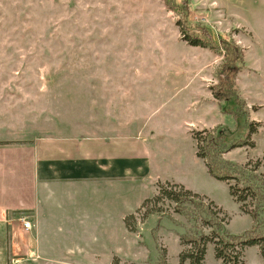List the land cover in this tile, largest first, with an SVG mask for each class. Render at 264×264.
<instances>
[{"label":"rangeland","instance_id":"rangeland-1","mask_svg":"<svg viewBox=\"0 0 264 264\" xmlns=\"http://www.w3.org/2000/svg\"><path fill=\"white\" fill-rule=\"evenodd\" d=\"M174 1L0 0V142L136 137L152 173L115 185L42 184L29 216L36 252L11 258L6 227L0 264H159L162 255L167 264H181L186 219L170 203L160 206L163 214L143 218L158 182L183 185L214 203L231 234L253 229L230 185L213 178L197 156L192 131L236 130L238 121L228 112L233 104H219L210 91L223 57L185 40L187 18L176 3L182 0ZM185 4L191 29L228 35L243 51L235 83L259 130L255 147L224 158L259 161L264 171V0ZM244 255L246 264H264L259 246H247ZM205 264H222L212 244Z\"/></svg>","mask_w":264,"mask_h":264},{"label":"trees","instance_id":"trees-1","mask_svg":"<svg viewBox=\"0 0 264 264\" xmlns=\"http://www.w3.org/2000/svg\"><path fill=\"white\" fill-rule=\"evenodd\" d=\"M185 2L176 1L186 15L187 24H193ZM168 4L171 5L170 2ZM187 24L181 25L184 38L191 46L212 50L223 57L224 64L215 71L217 83L210 91L214 101L219 104L225 101L233 104L228 112L238 121L236 130L216 126L192 131L197 156L205 162L213 178L230 185L232 197L240 209L254 219L255 224L245 235L231 234L226 230L225 219L221 217L222 210L218 206L183 185L170 182L157 183L156 195L145 201L148 207L143 218L161 214L163 209L160 206L170 203L174 212L186 219L191 227L179 234L180 245L184 248L180 253L181 264L186 261L205 264L209 244L214 246L215 256L222 264H246L244 251L247 246H259L264 254V171L259 161L241 165L224 158L225 154L236 148L255 147L252 138L259 130V123L250 120L245 99L235 83L236 75L245 67V58L241 48L228 35L214 37V33L207 27L191 29ZM23 144L0 142V146ZM14 214L28 213L16 211ZM159 264H167L165 255L160 257Z\"/></svg>","mask_w":264,"mask_h":264},{"label":"crops","instance_id":"crops-1","mask_svg":"<svg viewBox=\"0 0 264 264\" xmlns=\"http://www.w3.org/2000/svg\"><path fill=\"white\" fill-rule=\"evenodd\" d=\"M138 140L118 136L0 146V229L8 227L5 236L8 241L4 242H8L11 258L36 252L29 238L32 230L26 231L19 220L22 215L14 213L27 211L29 217L35 212L42 184L49 181L97 184L106 181L115 185L129 177L152 174L148 151ZM15 236L23 239L22 242Z\"/></svg>","mask_w":264,"mask_h":264},{"label":"built area","instance_id":"built-area-1","mask_svg":"<svg viewBox=\"0 0 264 264\" xmlns=\"http://www.w3.org/2000/svg\"><path fill=\"white\" fill-rule=\"evenodd\" d=\"M20 222H22L23 228L26 231H31L33 229V227H34L28 216H23L22 215L20 217Z\"/></svg>","mask_w":264,"mask_h":264}]
</instances>
